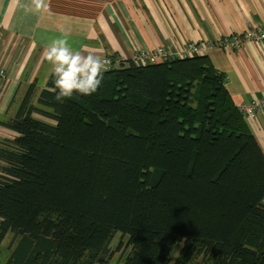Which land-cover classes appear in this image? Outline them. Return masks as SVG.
Segmentation results:
<instances>
[{"label":"trees","instance_id":"obj_1","mask_svg":"<svg viewBox=\"0 0 264 264\" xmlns=\"http://www.w3.org/2000/svg\"><path fill=\"white\" fill-rule=\"evenodd\" d=\"M119 62L91 96L28 86L0 125L4 264H264V154L203 56ZM58 91V90H57ZM97 264H109L105 253Z\"/></svg>","mask_w":264,"mask_h":264},{"label":"crops","instance_id":"obj_2","mask_svg":"<svg viewBox=\"0 0 264 264\" xmlns=\"http://www.w3.org/2000/svg\"><path fill=\"white\" fill-rule=\"evenodd\" d=\"M46 2L49 10L36 12L29 10L31 0H0V123L14 116L29 85L47 81L51 66L45 52L53 39L67 38L74 51L126 65L135 52L164 48L177 53L187 43L264 29V0ZM202 56L224 77L237 108L264 101V44L212 49ZM245 124L264 154V111ZM15 137L0 125V140Z\"/></svg>","mask_w":264,"mask_h":264},{"label":"clouds","instance_id":"obj_3","mask_svg":"<svg viewBox=\"0 0 264 264\" xmlns=\"http://www.w3.org/2000/svg\"><path fill=\"white\" fill-rule=\"evenodd\" d=\"M31 5L29 10L36 12L49 10L46 0H31ZM45 58L54 76V88L51 90L56 93L58 102L70 99L74 93L81 96L94 94L100 88L109 64L99 55L74 51L67 38L53 39L47 45Z\"/></svg>","mask_w":264,"mask_h":264},{"label":"built area","instance_id":"obj_4","mask_svg":"<svg viewBox=\"0 0 264 264\" xmlns=\"http://www.w3.org/2000/svg\"><path fill=\"white\" fill-rule=\"evenodd\" d=\"M246 44L263 45L264 44V29L250 28L240 34H233L216 40L215 42H199L187 43L181 52L171 53L164 48H157L151 51L135 52L130 59V62L136 66H157L169 59L179 58L184 59L191 56H202L207 51L212 49H241ZM109 61L108 68L113 64L118 65L117 60L104 57ZM4 77V71L0 70V78ZM245 122H251L256 115L264 111V101H250L241 104L238 107Z\"/></svg>","mask_w":264,"mask_h":264},{"label":"rangeland","instance_id":"obj_5","mask_svg":"<svg viewBox=\"0 0 264 264\" xmlns=\"http://www.w3.org/2000/svg\"><path fill=\"white\" fill-rule=\"evenodd\" d=\"M12 239V235L8 234L5 239L1 242L0 245V264H4L5 260L9 255V243ZM181 246L174 248L173 256L171 258V264H173L176 256L180 250ZM131 247L128 244L127 237L121 235L120 233L115 234L108 245L98 251H95L94 257L86 256L85 260L89 262V264H97V258L101 257L105 253V258L107 257V262L109 264H118L121 263L124 258L129 254ZM191 264H202L200 259H196Z\"/></svg>","mask_w":264,"mask_h":264}]
</instances>
